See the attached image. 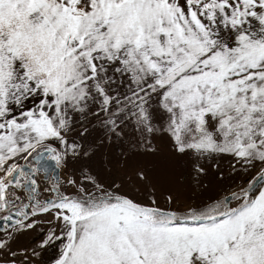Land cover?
Returning a JSON list of instances; mask_svg holds the SVG:
<instances>
[{
    "label": "snow or ice",
    "instance_id": "1",
    "mask_svg": "<svg viewBox=\"0 0 264 264\" xmlns=\"http://www.w3.org/2000/svg\"><path fill=\"white\" fill-rule=\"evenodd\" d=\"M0 264H264V0H0Z\"/></svg>",
    "mask_w": 264,
    "mask_h": 264
},
{
    "label": "rangeland",
    "instance_id": "2",
    "mask_svg": "<svg viewBox=\"0 0 264 264\" xmlns=\"http://www.w3.org/2000/svg\"><path fill=\"white\" fill-rule=\"evenodd\" d=\"M242 178L237 180V183H239L241 181ZM41 233L39 230H37V232H35L31 237H29V239L34 240V239H38L40 237ZM57 248L53 247L50 248L46 253H44V258L45 260H50L51 258H54L57 252Z\"/></svg>",
    "mask_w": 264,
    "mask_h": 264
}]
</instances>
